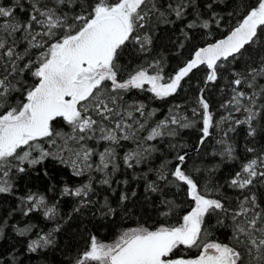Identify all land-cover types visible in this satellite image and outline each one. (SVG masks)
<instances>
[{
    "label": "snow or ice",
    "instance_id": "1",
    "mask_svg": "<svg viewBox=\"0 0 264 264\" xmlns=\"http://www.w3.org/2000/svg\"><path fill=\"white\" fill-rule=\"evenodd\" d=\"M0 264H264V0H0Z\"/></svg>",
    "mask_w": 264,
    "mask_h": 264
}]
</instances>
